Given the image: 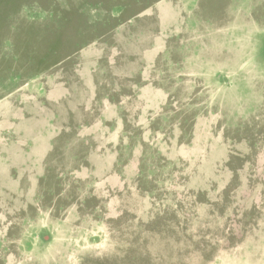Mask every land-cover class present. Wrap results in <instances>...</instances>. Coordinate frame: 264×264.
<instances>
[{
	"label": "rangeland",
	"instance_id": "374dc122",
	"mask_svg": "<svg viewBox=\"0 0 264 264\" xmlns=\"http://www.w3.org/2000/svg\"><path fill=\"white\" fill-rule=\"evenodd\" d=\"M0 264H264V0H0Z\"/></svg>",
	"mask_w": 264,
	"mask_h": 264
},
{
	"label": "crops",
	"instance_id": "0c3cea01",
	"mask_svg": "<svg viewBox=\"0 0 264 264\" xmlns=\"http://www.w3.org/2000/svg\"><path fill=\"white\" fill-rule=\"evenodd\" d=\"M166 12H169V10H165L164 11V15H165V21H164V25H165V27H163V29H165L166 28V26H167V22H166Z\"/></svg>",
	"mask_w": 264,
	"mask_h": 264
}]
</instances>
